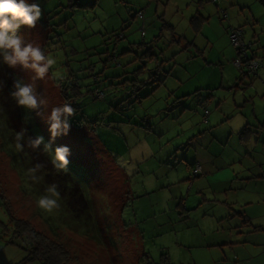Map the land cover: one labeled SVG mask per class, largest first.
Masks as SVG:
<instances>
[{"label": "rangeland", "instance_id": "obj_1", "mask_svg": "<svg viewBox=\"0 0 264 264\" xmlns=\"http://www.w3.org/2000/svg\"><path fill=\"white\" fill-rule=\"evenodd\" d=\"M203 1L213 7L224 4L218 12L221 15L212 18L219 21L224 17L225 26L229 18L248 15L250 5L260 20L261 27L257 25L255 31L260 42L250 39V31L245 33L247 23H242L245 28L239 27L244 41L250 43L249 56L261 58L258 70L264 69V0H243L249 2L244 8L228 0ZM29 2L40 4L42 16L35 28L20 31L26 41L38 43L46 55L54 57L56 64L43 80L35 81L37 92L46 101L36 111L17 107L10 96L15 79L31 83L33 74L0 65V264H44L25 259L30 248H40L37 242L45 248L41 256L51 264H227L224 243L207 246L221 237L215 225L198 220L197 211L203 212L202 208L189 210L193 213L190 219L184 211L178 214L175 205L181 198L193 207L201 193L215 191L213 197L218 201L213 203L221 212L224 198L229 206L240 207L245 196L257 197L254 189L264 191V180H258L242 191L228 189L231 200L224 196V179L234 168L252 158L262 170L253 167V172H264V129L243 146L232 136L226 149L221 145L215 151L213 141L208 147L213 161L198 176L193 177L194 163L187 168L191 161L184 156L187 151H198L191 141L186 145L191 136L209 131V116L206 122L202 117L205 109L213 112L214 133L219 122L217 109L230 115L224 126L228 130L239 127L241 116L236 112L240 109L252 124L264 120V98L256 93L257 89L264 92V80L258 70L243 75L234 66L232 60L238 53L228 32L236 51L228 66L236 68L232 78L242 84L234 89L225 83L227 68L224 70V58L217 52L224 41L221 35L209 37L207 46L198 33L203 31L198 26L203 20L199 0ZM156 64L163 65L158 67L159 76L164 77L163 71L166 75L160 89L141 100L127 98L132 70L144 65L149 72ZM124 79L127 81L121 83ZM170 91H195L200 98L211 92L212 96L196 102L190 95L184 99L185 110L181 103L171 109L170 103L165 111L164 96ZM243 98L245 106L232 107ZM65 104L74 108L70 131L52 139L45 120L53 107ZM37 136L44 143L33 147L32 139ZM59 146L70 150L66 169L56 166L54 149ZM225 159L229 164H224ZM36 165L41 166L35 173L39 180L33 182L28 170ZM51 185L59 192V207L46 213L35 201ZM247 206L252 213L259 212L254 214L263 208L262 204ZM16 223L36 231V240L28 236L29 231L15 232ZM256 246L264 249V242ZM262 251L257 254L259 264L264 260Z\"/></svg>", "mask_w": 264, "mask_h": 264}, {"label": "crops", "instance_id": "obj_2", "mask_svg": "<svg viewBox=\"0 0 264 264\" xmlns=\"http://www.w3.org/2000/svg\"><path fill=\"white\" fill-rule=\"evenodd\" d=\"M199 1H200L199 8L202 5V9H203V16L201 15L202 16L201 19L203 20L199 23L198 26H199L200 31L201 30L203 31L198 32V33H201V36L203 37V39H205L204 42L207 43V46L209 45V40H210L209 37L214 36L216 38L217 37L220 38L219 35H221V40L224 41L222 45L223 49L220 48V50H218L217 52L220 53V55L224 58V70L227 68L225 71L227 73L224 74V76L227 77L225 79V83L228 84V86H232L234 89H236L242 83L241 82L237 83L236 81L234 82L233 80L234 77L232 78V74L237 72L235 68L236 66L235 65H234L235 67L232 65L231 67L228 66L232 57L236 55V51L234 53L233 51L234 49L231 47L229 43V39H228V27L229 26L228 25L233 24V25L244 27L242 23H247L249 25L250 30L245 29L246 30L245 33L247 34L250 31V33H252L251 34L252 36L250 37V39H253V41L256 42L258 38L259 39L258 41L260 42V37L257 36V34H255L256 28L260 24L259 23L260 20L259 18H256L255 17L256 15H254L251 12L250 10L251 7L249 5V2H246L243 0H228V2L231 3L233 6H239V7L244 8V7H247V5H249L248 6L249 14L246 16L240 17V18L238 17L229 18L225 26L224 17L222 16L219 17V21H214L212 18V16L214 15H217V16L221 15L219 13L222 9H224L223 8L224 4H222L223 7H220L219 5H215L213 7V6H208L207 4H205L203 0H199ZM252 2L259 3L257 0L255 1L252 0ZM220 5H221V2H220ZM218 7H219V10H218ZM232 11H233V14H236L233 8H232ZM205 13H207V15H204ZM208 23L211 26H206V24ZM260 27H261V24H260ZM261 45H264V43H261ZM256 48H257V45H256ZM206 49L207 47H204V50ZM201 53H202V50H201ZM254 53L255 55H259L256 49ZM191 56L194 57L197 55L192 54ZM262 56H264V53L262 54ZM257 59L261 61V58H257ZM162 66L163 65H160L154 68L156 74H153L151 72L152 73L151 78L152 79L155 78L156 81L155 82L147 81L142 86L144 88V91L145 90L147 91L144 97L154 95L160 89V86H162L164 82V77H166L165 71H163L164 77L159 76L160 69L158 67H162ZM258 72L259 74H261L259 78L264 80V77H263L264 69H261V70L259 69ZM146 74H147L146 70H144L143 76H145ZM144 78H147V76ZM254 82L255 80L253 79L252 84H254ZM249 83H251V81ZM127 92L129 93V91ZM256 93L261 94L262 98H264V92H262L261 90L257 89ZM190 95H193L196 102L200 100H202L203 102L207 99L209 100L210 96H212V93L211 92L207 93L204 97L200 98V95L197 94L195 91L189 92L186 94L184 92L178 93L177 91H174L172 94V91H170L167 95L164 96L165 100L163 101L164 104L162 105V107L165 111H167L169 109L168 105L170 103H172L170 107L171 109H173L174 107L179 105V103H181L182 109L185 110L186 105L184 104V99L186 97L188 98ZM171 97H173L172 100H170ZM143 98H140L139 100ZM245 104H246V99L243 98L242 100H239L233 103L232 107L236 109L237 108L240 109V107L242 105L245 106ZM217 105L219 106L218 103ZM217 111L219 112L217 113L219 122L216 128V133H214L213 131L215 129H213L214 128L213 122H211V116L213 112L209 110L208 114L206 115L205 111H202V117H204L205 122L207 120V116H209L208 122H207L209 126V129H208L209 131L203 136H200L198 132H196L195 134L191 136V138L186 143L188 147L189 141H191V144L198 148V151L196 153L189 154V152L187 151L186 154L184 155L186 156V159L188 160L190 159L189 161H191V163L187 165V168L191 169L192 168L191 165L195 162H198L201 168L206 167L208 164H210L213 161L214 157L208 150V147L211 145L213 141H214L213 143L214 149L215 151H217V149L221 145H223L224 149H226L232 136L236 137L237 145L243 146L244 144L251 142L250 139L255 134L263 133L264 120L263 121L258 120L259 122L257 124H252L250 120L247 119L248 117L246 114H243L244 116L242 115L241 109L238 110L239 113L236 112V114H239V116H241L240 121L238 122L239 127L231 126L229 130L225 129L224 126L227 124V121L230 115L225 110H224V113H222L220 109H217ZM251 111L253 115L256 116V114L254 113V109H252ZM165 116H166V113H165ZM223 128L225 130L224 135L222 134ZM200 138H203L202 142H199ZM263 145H264V141H263ZM224 164H229V162L225 159ZM253 167L258 168L257 164L254 163L253 159L251 158L242 167L239 166V168L237 169L234 168V170H231V173L229 174V176L226 179H224V196L228 195L227 200H231L233 198V196H230L229 192L227 191L228 189L234 187L235 189L237 188V189H240V191H242L246 189L249 183L255 182L258 180H264V172L254 173ZM258 171H262L261 167L258 168ZM196 176H198V173L196 174ZM192 186H193V182L188 188L191 189ZM254 190L258 191L259 196L257 195V197H254V198H249L245 196L243 198L244 204L240 202V205H239L240 207L236 205L234 206L231 204H230L231 206H229V204L225 201V198H224V206L221 207V212L216 211L217 205L216 203H213V201H218L217 199H215V197H213V194L215 193V191L212 194H208V195L206 193H201L200 199L199 197L196 199V202L194 203L193 207H189L188 201L184 204L183 199L181 200L180 198V200L177 201L175 208H178V214L180 213L182 214L184 211L186 213L187 218H190V219L192 218L193 213L191 214L190 212L192 211H189V210H192V209L197 210L198 208H202L203 212L197 211L198 220L204 221V222H210V224L215 225V231H217L219 233L218 236L221 237L220 240L216 242L208 243L207 246H217L219 243L220 244L224 243V260H226L227 264H259L258 263L259 257L257 256V254L263 250L260 255L264 256V249L256 246V245H261L262 242H264V236L261 234V232L264 233V191H261L258 189H254ZM195 192H199V191H195ZM235 196L236 195H234V197ZM236 197L237 199H239L238 196ZM221 198L222 196L219 197V199ZM210 202H212V204H210ZM253 203H257L255 205L262 204L263 208L261 209L260 214H254V213H259V212L252 213L253 211H251L249 207L247 206V205L255 206V205H252ZM232 206H233V209L235 210L232 209ZM231 257L233 258V260L230 259ZM262 264H264V260Z\"/></svg>", "mask_w": 264, "mask_h": 264}, {"label": "clouds", "instance_id": "obj_3", "mask_svg": "<svg viewBox=\"0 0 264 264\" xmlns=\"http://www.w3.org/2000/svg\"><path fill=\"white\" fill-rule=\"evenodd\" d=\"M41 16L42 9L39 3H30L29 0H0V65L8 69L19 68L33 74L31 83H25L19 78L15 79L10 92L17 107L32 111L42 108L46 103L37 92L35 81L45 78L49 69L56 64V59L46 55L38 43L26 41L20 30L35 28ZM73 114L74 108L70 104L51 109L45 121L48 123V131L52 139L68 135L71 127L69 121ZM37 115L40 113L37 112ZM42 143H44L42 136L32 139L33 147H38ZM16 147L20 149L22 146L18 143ZM48 147L51 149L50 144ZM69 151L67 146L54 149V159L58 168L66 169ZM40 167L36 165L28 170L33 182L39 180L35 173ZM58 197L56 186L51 185L46 189L45 194L36 198V207L46 213L52 212L59 207Z\"/></svg>", "mask_w": 264, "mask_h": 264}, {"label": "trees", "instance_id": "obj_4", "mask_svg": "<svg viewBox=\"0 0 264 264\" xmlns=\"http://www.w3.org/2000/svg\"><path fill=\"white\" fill-rule=\"evenodd\" d=\"M140 10H138V12H139ZM143 43L144 42H140L139 43V45H143ZM151 54V52H148L147 53V55H150ZM113 56L115 57L116 56V54L115 53H113ZM140 57L141 58H144V56H143V54H141L140 55ZM157 64H159V63H157ZM155 65V66H153L151 69H150V71L149 72H147L146 71V75L145 76H143V75H141V73L142 74H144V70H143V68L145 67L144 65L143 66H140V67H137V68H135V69H133L132 70V76H130L129 77V82H131V86H132V89H131V91H129V93L127 94V98H129V99H132V97L133 98H136L135 100H132V101H136V100H139L140 98H143L144 96H145V93L147 92L146 90L144 91V88L142 87L147 81H152V82H155L156 81V79L155 78H151V76H152V73L153 74H156V72H155V67H157V66H159V65ZM3 66V65H2ZM152 72V73H151ZM243 75L244 74H247V73H242ZM241 74V75H242ZM147 76V78H144V77H146ZM127 80L126 79H124L123 81H121V83H123V82H126ZM159 81V80H158ZM243 132V131H242ZM194 176H196V174H193V177ZM12 217V216H11ZM13 218V217H12ZM16 225H17V229L15 230V232H20V234H22V233H24L25 232V230H26V232L27 231H29L28 232V236H30L31 238H32V240H36V236H35V234H38L36 231H34V230H31V229H24V226H22V225H20V224H17L16 223ZM15 226V225H14ZM35 232V233H34ZM15 234V233H14ZM19 234V235H20ZM35 243V242H34ZM39 245H40V248L39 247H36V245L32 248L33 250H35V251H33L31 248H30V253L28 254V256H26L25 257V259H38V260H41L42 262H44V264H51L50 262H48V260H47V257H44V256H41V253H42V251H44L45 250V248H42V246L43 245H41L39 242H37ZM36 244V243H35ZM36 252H38V253H36ZM46 255V254H45Z\"/></svg>", "mask_w": 264, "mask_h": 264}, {"label": "built area", "instance_id": "obj_5", "mask_svg": "<svg viewBox=\"0 0 264 264\" xmlns=\"http://www.w3.org/2000/svg\"><path fill=\"white\" fill-rule=\"evenodd\" d=\"M139 16L142 17V13L138 12ZM229 32V39L233 46L236 47L238 52V57L233 58V64L239 68L242 73H256L260 62H258L257 58L249 56L247 52V48L249 47L250 43H246L244 41V31L241 27H228ZM245 69V70H244ZM100 93V92H99ZM98 93V94H99ZM205 114H208V110H205ZM201 169L200 164L195 162L193 165V174H197Z\"/></svg>", "mask_w": 264, "mask_h": 264}]
</instances>
